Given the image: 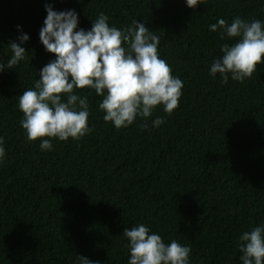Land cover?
Here are the masks:
<instances>
[{
    "label": "trees",
    "instance_id": "16d2710c",
    "mask_svg": "<svg viewBox=\"0 0 264 264\" xmlns=\"http://www.w3.org/2000/svg\"><path fill=\"white\" fill-rule=\"evenodd\" d=\"M46 4L74 9L86 31L101 12L119 29L145 23L183 82L179 107L169 116L157 106L116 129L103 119L102 97L77 89L88 97L92 131L54 139L51 151L30 142L18 99L55 59L39 39ZM236 17L264 23V0L195 9L186 0H0V60L10 59V41L30 37L26 59L0 71V264H79L77 255L128 264L122 233L139 224L166 244L190 246V264H242L239 237L264 224V64L244 82L210 75L221 46L235 39L209 26ZM157 117L165 123L154 127Z\"/></svg>",
    "mask_w": 264,
    "mask_h": 264
},
{
    "label": "clouds",
    "instance_id": "9594fccd",
    "mask_svg": "<svg viewBox=\"0 0 264 264\" xmlns=\"http://www.w3.org/2000/svg\"><path fill=\"white\" fill-rule=\"evenodd\" d=\"M207 3L186 0L190 9ZM45 11L39 39L55 59L39 70L34 88L23 91L18 99L21 127L30 142L41 141V150L51 151L54 139L80 140L92 131L88 97L76 94L77 89H90L102 97L103 119L116 129L129 127L137 117H151L157 106H163L169 116L179 107L183 82L160 58V38L145 23L134 20L131 27L119 29L110 26L109 17L101 12L86 31L78 28L79 15L74 9L56 11L46 4ZM209 30L219 32L221 39H235L233 44L221 46L222 56L212 61L211 76L219 74L224 84L229 75L244 82L264 64V23L260 20L236 17L229 24L219 19ZM29 39L24 33L8 43L12 55L6 64L0 60V71L13 69L26 59L22 45ZM163 123L162 117L152 121L154 127ZM141 127L147 129L148 124ZM3 144L0 137V161L6 154ZM122 234L128 241V264H190V246L175 239L166 244L144 224L125 227ZM237 246L242 264H264V224L242 233ZM77 260L79 264H99L82 255Z\"/></svg>",
    "mask_w": 264,
    "mask_h": 264
}]
</instances>
